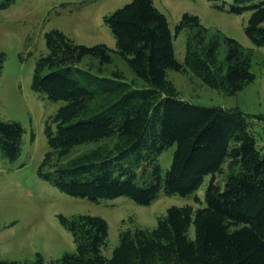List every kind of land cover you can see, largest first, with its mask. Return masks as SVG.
I'll return each mask as SVG.
<instances>
[{"label":"trees","instance_id":"1","mask_svg":"<svg viewBox=\"0 0 264 264\" xmlns=\"http://www.w3.org/2000/svg\"><path fill=\"white\" fill-rule=\"evenodd\" d=\"M212 1L231 13L249 12L245 33L264 47V0ZM15 2L0 0V9ZM104 21L116 49L78 43L59 28L45 34L48 53L37 61L32 87L65 103L46 119L50 149L39 165L40 177L96 203L126 196L150 205L164 192L194 196L199 206L173 205L153 228L121 230L110 256L104 252L109 245L105 218L60 213L61 223L73 234L74 251L49 262L38 252L32 262L0 258V264H264V150L249 115L240 107L185 99L169 78L170 70H190L207 86L236 94L256 78L253 48L234 37L211 34L199 15L190 12L173 32L154 0H131ZM183 30L189 35L180 61L174 37ZM111 51L145 82L143 87L123 80L118 71L109 77L79 65L87 55L111 63ZM5 61L6 53L0 51V73ZM25 132L20 121L0 117V154L16 160ZM91 143L98 145L62 162L74 148ZM171 146L172 161L164 169L160 156ZM220 173H225L223 182L217 178ZM192 224L194 238L189 234Z\"/></svg>","mask_w":264,"mask_h":264},{"label":"rangeland","instance_id":"2","mask_svg":"<svg viewBox=\"0 0 264 264\" xmlns=\"http://www.w3.org/2000/svg\"><path fill=\"white\" fill-rule=\"evenodd\" d=\"M131 0H16L9 8L0 9V51L6 53L0 73V117L20 121L26 129L22 153L16 160L0 154V258L32 262L38 252L46 262L61 257L76 248L73 234L61 223L59 214L86 213L99 215L109 223L110 256L119 243V233L136 227L153 228L158 217L173 205L193 204L194 196L167 195L161 192L150 205H140L129 197L121 196L96 203L86 198L69 195L40 177L39 165L50 149L45 133L46 119L55 114L64 100H51L36 92L32 80L38 59L48 53L45 34L59 28L78 43L94 45L105 43L116 49V40L104 21L105 15ZM228 3L232 0H226ZM170 23L172 31L185 12L199 15L211 34L236 38L246 47L253 48L252 71L256 78L244 89L228 95L207 86L192 71H169L181 97L202 105L240 107L249 115L251 128L258 146L264 150V47L254 44L245 33L249 12L231 13L215 6L212 0H154ZM67 3V7H62ZM189 30L174 37L175 55L184 61ZM224 46L222 47L223 53ZM113 61L101 63L98 58L85 56L80 62L84 69L96 75L111 76L115 71L123 80L143 87L125 60L111 51ZM34 133V138H32ZM113 141H107L111 145ZM97 143L74 148L62 162L96 147ZM175 146L160 156L164 169L171 164ZM224 181L225 173L217 176ZM206 178L200 196L205 194ZM189 234L195 237L192 224Z\"/></svg>","mask_w":264,"mask_h":264}]
</instances>
